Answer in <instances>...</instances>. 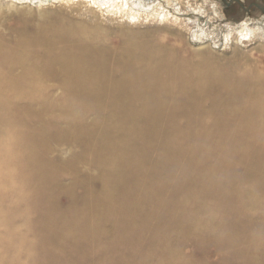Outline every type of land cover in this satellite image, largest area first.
<instances>
[{
    "label": "bare ground",
    "instance_id": "bare-ground-1",
    "mask_svg": "<svg viewBox=\"0 0 264 264\" xmlns=\"http://www.w3.org/2000/svg\"><path fill=\"white\" fill-rule=\"evenodd\" d=\"M39 1L47 2L52 0ZM54 1H63L66 4L79 1L82 4L96 8L101 13H108L120 19H127L128 23L134 25L141 18H144V20L150 19L149 15L144 13L145 11L135 10L140 7L145 9L146 5L150 4L146 0ZM122 2L123 4H121ZM169 16L171 15L161 14L158 18L161 21H166ZM64 18V23L60 27L38 33L36 36L39 39L38 42L27 40L28 38H20L18 40L11 36H8V38L0 31V135L1 137L8 136L9 139L11 137L12 140L13 138L17 139L15 144H9L7 141V145L3 144L0 139V169L5 174L4 176L0 172V175L3 176V178H0V191H4L5 187L24 189V197L21 196L20 198L18 196L20 199L18 198L15 202L22 205L27 203V207H30L27 211L24 210L25 212H23L22 210L20 212L15 210V205L18 203L13 204L14 206L11 204L14 209L1 210L2 217L5 215L12 220L21 219L25 214L36 216L39 206L43 204L46 207L45 214H47V217L44 215L41 219L48 221L52 229L47 232L38 231L36 233L34 228H29L27 230L29 234H35L38 240L59 237L66 243L77 237L78 231H81L79 229L82 228L81 220L79 221V216L82 214L74 212L71 208L59 211L56 209L57 207L55 208L52 203H48L44 198L41 200V196L39 199L35 196L38 191L44 189L43 186L46 182L49 184V181H51V184H53L56 179L58 181V178L64 177L65 173L70 172L67 168L64 169L62 164V166H57L56 168L53 165V168L51 165L48 167H51L50 169L45 168V163L41 162L43 159L39 160L42 157L40 155L42 153L39 152L38 147L31 148L30 146L29 148V143L33 140L35 143V138L39 135V132L41 136H44L49 128H55L57 123L61 121L57 122L54 119L47 118L50 124L45 122L50 127L42 125L45 127L44 130L39 128L40 131L34 138L31 137L32 133H30L29 127L35 126L44 117H49L50 115L54 118H65L64 120L78 119L79 123L84 122L85 113H63L61 111L62 107L60 109L58 107L75 105L80 108L84 107L83 103H86L88 106L96 107L98 112L100 111L99 108L103 110V112L94 115L99 125L98 127L96 125L97 129L90 130L84 124V129H78L77 126L75 129H69V132H67L68 136L65 138L66 141L53 145L54 148H59L62 144L65 146L66 144H73L72 141L75 140L76 145L77 141L81 143L90 141L96 143L98 149L91 151V148L90 151H86L89 157L84 155L85 158L83 160L79 157L81 156L78 154L79 152H75L74 155L78 154L76 156L80 158V161H76L78 163L76 164L77 168L94 167L95 164L91 159V157H94L95 162L99 165L98 169L107 170L104 177H99L100 190L98 195L86 194L82 200L89 203L90 207H93L92 209L100 210L102 217L100 220L97 219L99 223L86 218L83 228L93 234L101 225L103 227L104 223H108L114 226V232L118 235L124 233L122 227L128 229V227L132 226L146 229L147 226L155 225L159 228L162 227L166 231L172 230L174 229L172 226L161 225L164 221L156 224L152 223L150 226L145 224L147 225L146 227H144V223L151 221L152 217H154L152 222H155V217H157L155 212L157 210H165L167 202L177 200L176 202L182 203L183 201L180 202L181 200L179 201L178 199L182 197L180 194L183 193L186 195L190 194L189 198L185 199L184 202L191 205L190 207H194L196 213L198 211L218 210L220 217L216 221L224 224L225 229H228V249L240 245V236L246 234V228L251 229L250 233L252 235L256 233L263 241L264 217L258 215L245 217L241 215L239 209L223 206L225 201H239L245 191L249 189V185L260 188L261 192L257 196L255 194L252 205L247 204L244 206V203L242 207L244 206L250 210L249 212L252 210L257 212L253 205L261 208L260 210L258 209L259 211L264 209V80L260 78V75H263L262 71L234 64L228 68V66L213 64L207 59L194 55L193 58L183 60L174 54L166 42H162L158 37H155L158 35L147 37L148 35H141L134 30L132 31L133 33H130L132 29L129 33L127 32V39L140 37L145 41L143 42L144 48L129 43L127 40L115 44L116 46L112 45V42L111 44L105 42L106 45L102 46L105 48L109 47L112 50V54H124L126 57L144 60L145 63L135 64L134 62L135 65H133V61H130L131 65L123 64V62L119 63L103 56L105 53L103 54L101 49L92 45V42L90 44V41L99 37V33L101 40L107 39L112 34L111 30L109 31V29L107 30V28L96 24L91 26L93 29L92 37H90L88 33L90 29L88 27L66 17ZM241 35L246 36V33ZM75 47L81 48L76 51L74 50ZM91 57H93L95 63L98 58V63L95 67L81 63ZM201 61L206 62L205 71L208 74L196 72V69L203 64ZM94 62L91 63L90 61L88 63L94 64ZM84 69L94 71V75L89 78H83L80 74L81 70ZM228 70L233 73L230 77H228ZM210 73H215L216 77L211 76ZM45 84L49 85L45 92L36 88L38 85H40L38 87H42ZM58 88L67 92L65 98L62 97V100L57 98L56 101L53 98L54 102L49 103L47 100L51 99V94L46 99L47 93H49V90L52 92ZM72 92L79 95L72 97ZM26 104L27 106L32 104V106L22 110L21 107L23 105L26 106ZM34 105H38L41 109H38V112H34L32 110ZM86 114L89 115V113ZM29 116L32 117L30 122L27 120ZM108 117L119 125H124V128L119 130L118 133L116 131V135L110 134L113 136L111 139L103 142L100 140L99 142V135L104 136L105 134L106 136L108 131H113L109 125L110 123L107 122ZM50 120L53 121L52 124ZM64 120L62 119V122ZM214 122H217V124H214ZM69 128H71V124ZM33 129L35 130V128ZM51 131L55 133L56 129L54 132L53 130ZM5 138L3 139L2 137L3 141ZM41 138L43 139L44 137ZM63 138L61 141L64 140ZM47 139L51 142L50 138ZM204 140L210 142L208 143L210 151L199 154L208 145ZM44 141L46 143V139ZM223 142L228 144V151H220L212 147V144L215 147L217 145L221 147L220 144ZM38 144L37 146H40V141H38ZM147 144L153 146L154 149H147ZM42 145L41 147H45ZM47 148L45 147L44 151ZM47 152L49 153L50 150H47ZM51 154L49 155L51 156ZM72 155L70 160L73 157ZM44 161L47 160L44 159ZM74 162V159L70 161L73 165L76 163ZM47 163L49 162L47 161ZM50 164L53 163L50 162ZM73 165L71 167V164H69L70 168L74 169L75 166ZM65 166L67 167V164ZM197 167L201 169H196ZM72 173L70 172V174ZM77 176L75 175L73 178L76 179ZM68 177V175L65 176V178ZM95 177L98 178V176ZM65 178L64 180H66ZM73 178L70 182L75 183V187L76 182L78 183L79 181ZM84 178L87 177L84 176ZM89 178H92V176ZM77 179L79 178L77 177ZM211 180H214L215 183L206 184ZM174 183L183 184L186 189L182 190L179 188L172 191L171 188L175 186ZM55 186L53 185L52 187ZM86 186L85 188H87ZM72 188L68 189L71 194L74 192ZM46 191V193L50 192L49 189H46ZM68 192L67 194H70ZM87 192L85 191V193ZM156 194H159L161 198L158 204H154V198H157V196L152 200V197ZM3 195L5 194L3 193ZM10 195L12 197V194ZM6 199L7 196L4 200ZM1 200L3 199L1 198ZM11 200V203H14L13 199ZM82 201L81 203L83 204ZM85 205L87 204L85 203ZM8 207L11 206L9 205ZM20 207L22 206L20 205ZM23 209L25 208L23 207ZM172 210H174V213L177 212L179 216L181 215V210ZM87 211L89 213V210ZM93 211H91L92 215L94 214ZM85 214L87 213L85 212ZM180 217L182 219L180 218L178 222L181 225L183 224V227L180 228L181 230H190V227L195 228L202 222L198 223L194 220L195 218L193 220L192 218L189 219L187 215L186 219L182 216ZM145 218H148V221H144ZM227 219L228 223L225 222ZM170 223L173 224V222ZM208 223H213V220L207 221L203 225ZM185 224H188V228ZM198 231L200 237V230ZM16 232L11 226L8 233L3 235L5 238L0 240V245L4 249H15L16 252L20 249L22 245L20 242L22 241L19 242L20 239L15 238ZM202 239L205 241L204 238ZM257 243L258 241H253L255 246H257ZM135 246L137 247L138 245L135 244ZM244 248L242 247V249ZM42 251L44 252L40 248V252ZM16 252H14L16 256L14 260L17 261L18 255ZM24 254L26 255V253Z\"/></svg>",
    "mask_w": 264,
    "mask_h": 264
},
{
    "label": "rangeland",
    "instance_id": "rangeland-1",
    "mask_svg": "<svg viewBox=\"0 0 264 264\" xmlns=\"http://www.w3.org/2000/svg\"><path fill=\"white\" fill-rule=\"evenodd\" d=\"M146 1H149L150 4L148 3L145 9H141L140 7V8H136L135 10L137 11L140 10L141 12L145 11L144 13L149 15L150 19L144 20V18H141L138 21V23L134 25L128 23L127 19H123V18L120 19L119 17L109 15L108 13L107 14L101 13V11H97L96 8L94 7L92 8V6L90 7L88 5L82 4L79 1L74 2L72 4L71 3L66 4L63 1H54V0L47 2L44 1L42 2L39 0H35V1L0 0V31L3 34H5L7 37L11 36L16 40L20 38H25V39L28 38L27 40H33L35 42H38L39 39H37L36 37L38 33L43 31L46 32L51 28L60 27L64 23V19H65L64 17L71 19L72 21L80 25L88 27L90 29V31H88L90 37H92L91 35L93 29L91 28V26L98 24L102 27L107 28V30L109 29V31L111 30L110 32H112V34L109 35L105 40H101L99 33V37L97 39H93L92 41H90V44L93 43L92 45L97 46L99 49H101L103 51V54L105 53V55L103 56L109 57L113 61L116 60L119 63L123 62V64H128V65L132 64L130 63V61H133V65L140 63L144 64L145 63L144 60L141 59L137 60L134 58L137 61L136 62L132 57L129 56L126 57L124 54L121 55L117 53L112 54V50L109 49V47L105 48L102 46V45L104 46L106 45L105 42H109L110 44L112 42V45H115L127 40L129 41V43H133L135 45H139L140 47H143V42L145 41L142 40L140 37L127 39L126 34L127 32L129 33L130 30L132 29L130 33H133L132 31L134 30L139 32L141 35H145V34L148 35L147 37L152 35L153 36L158 35L155 37H158L159 40L162 42H166L169 45V47L173 50L174 54L183 60L190 59L196 56L202 59H207L213 64L228 66V68H230V66L233 64L236 66L238 65L246 66L251 69L256 68L259 71L260 70L262 71L263 75H260V78L264 80V11H261L259 8L253 6L254 4L264 6V0H236V1L234 0H146ZM121 4H123V2ZM161 14L171 15V16H169L168 20L161 21L158 18L159 15ZM243 33H246V36L241 35ZM80 48L81 47H75L74 50L78 51ZM120 57H121V61H120ZM128 58H129V62H128ZM94 59L96 60V58ZM90 61L91 63L94 62L93 57H91L88 60H84V62L81 63L90 66L93 65L95 67V65L98 63V58L96 60V63L94 62V64L88 63ZM201 63L203 64L196 69V72L200 74L202 73L208 74V72L205 71L206 62L201 61ZM231 74L233 75V73L228 70V77H230ZM80 75L83 78H89L94 75V71L84 69L81 70ZM210 75L216 77L215 73H210ZM38 86H36L37 89H40L42 92H45L47 91L48 89L47 86L49 85L45 84L43 86L41 85L42 87H38ZM63 92L65 91H63L60 88L52 92H50L49 90L46 99H48L49 95L51 94L50 98L52 100L53 98H55V101L57 98L58 100H62L63 99L62 97L65 98L67 93V92L65 93ZM72 93H73L72 97H74V95H79L75 92ZM51 99L47 101L49 103L54 102V100L52 101ZM83 105L84 107H80L81 109L79 107L77 108L75 105H67V106L64 105V106H59L58 108L60 109V107H62L61 111L63 113H68V114H71V112L77 114L85 113L84 122L79 123L78 119L64 120L65 118H61V119L54 118L51 115L49 117H44L42 121L41 120L39 121L40 123L41 122L44 123L46 121L50 124L49 119L52 120L54 119V121L57 122L61 121L57 123L59 127L56 125L55 128L53 129L49 128L48 132H46L47 134H45L47 135L46 137L45 135L44 136L40 135L39 128L44 130L45 127H50L48 123L45 122L44 124L43 123L40 124L38 122L39 124L37 123L35 125L36 127L32 126L33 128H35V130L32 127H29V131L30 133H32L31 137L34 138L36 135H38L37 133L39 132V135L35 138V143L33 142L34 141L33 139H32L33 141L32 140L31 141L34 144L32 142L29 143V148L30 146L31 148L38 147L39 152L42 153L40 154L42 155V157L39 156L40 157L39 160L43 159L41 162H43V164L45 163L44 164L45 168L50 169L51 167L48 168L50 165L55 166L54 168L63 165V168L64 169L67 168L68 171H70L71 173L74 171V173L72 174H70V172L65 173L64 177L61 176L60 178H58V181L56 179L55 182L57 181V183L54 182L53 184H51V181H49L48 184V182H46L43 186L44 189L38 191L37 192L38 194L36 193L37 195L35 196L38 199L41 196L42 197L40 198L41 200H43L44 198V200H47L48 203H52L55 208L57 207L56 209L59 211H64L71 208L74 212L82 214L81 216H79V221L81 220L80 223L82 225V228H80L79 230L81 231H78L76 235L77 237L75 236L76 238L72 239L73 241L71 240L67 243L62 238L59 237L38 240L37 237H35V234L33 233L29 234V232L27 231L29 230V228L30 229L34 228L36 233L38 231L47 232L52 229L48 221L41 219L43 218L44 215H46L45 217H47V214H45L46 207L43 204L39 206V211L37 212L36 215L37 217L32 216V214L30 215L25 214L24 217L26 215L27 217L25 218L21 217V219L19 218L20 220L18 218L12 219L13 220L12 221L9 217L5 215L4 217H2L3 214L1 215L0 213L1 216L0 228H2L0 229V240H3L5 238V236L3 237V235H6L9 231V228L12 226L14 230L17 231L16 232L17 235L15 238H18V240L20 239L19 242L22 241L20 242L22 244L21 245L22 248L20 247V249L17 250V252L15 251V249H4V247L0 245V264H138V263L139 264H264V240L261 241L260 236H257L256 233H254V231H253L254 235H252L250 233L252 230L246 228L245 229L246 234L244 236H240V245L228 249V229H225L224 224L218 223L219 221H216L219 220L220 217L218 210L213 209L211 211H206V212L198 211L196 213L194 207H190L191 205L184 202L185 199L187 200L189 198L188 196L190 194L188 195L183 193L180 194L182 197H180L178 200L179 201L181 200L180 202L183 201L182 203L185 206L182 203L176 202L177 200L169 201L166 203L167 208L165 210H157L155 212L156 214L155 216H157L155 217L154 220L155 222H152L154 218L152 217L151 221L149 220L148 223L147 222L144 223V225L147 224L150 226V224L152 223L156 224L159 222L161 223V221H164L166 223L163 222L161 223V225L164 224L165 226H172L174 228L172 230L166 231L163 230L162 227L159 228L156 227L155 225H151L150 227L145 225L144 227L147 226L146 229L145 228L139 229V227H135V226L128 227V229H126L121 226L122 229L124 230L123 231L124 233L118 235L117 233L114 232V228H113L114 226L108 223H104L103 227L101 225L98 228V230L93 234L87 231V229L83 228L85 225L86 218L88 220L92 219L95 222L99 223L98 220H100L102 217V212H100V210L92 209L93 207L92 206L90 207L89 203H87L86 201L83 202L82 200L84 198V195L86 194L98 195L100 190L99 177H104L106 175L107 170H99L98 169L99 165L97 162H95L94 157H91L92 161L95 164L94 167L85 168V169L78 167L80 168L79 170L82 169L81 171H79L77 168L76 164H78L77 162L80 161V158L83 160L85 156L89 157L86 151H90L91 148H92L91 151H95L98 149L96 143L90 141V142H83L84 143L83 144L77 141V145H76L75 143L76 140H75L72 141L73 144L72 143L66 144V146L62 144L61 146H59V148L53 147V145L58 142L63 143V141H66L65 138L68 136L67 132H69V129L70 130L75 129L77 128V126L78 129L81 128L84 129L83 127L85 126H88L90 130L97 129L99 125L95 120L94 115L103 112V110L99 108L100 111L98 112V109L96 107L88 106L86 105V103H83ZM30 106H32V104ZM30 106H27L26 104V106L23 105L21 109L22 110L28 109L30 108ZM134 108L136 109L135 106ZM38 109L39 110L41 109V107H39L38 105H34V109L32 107V110L34 112L35 111L38 112L39 111ZM86 113H89V115H87ZM31 119H32L31 116L27 117V120L29 122L31 121ZM62 119L65 122L64 121L62 122ZM52 120H50L51 124L53 122ZM91 121L92 123H90ZM107 122L110 123L109 125L113 131H108V134H106V136L105 134L104 136L99 135V142L100 140L101 142H103L104 140L111 139L113 136H111L110 134L116 135L119 132V130L124 128L123 127L124 125L122 126L119 125L110 117L107 118ZM78 123L79 125H77ZM70 124H71V128H69ZM214 124H217V122H214ZM42 125L45 127H43ZM114 128L116 129L114 130ZM55 129L56 132H58L57 133L58 135L55 134L56 132L52 133L51 130H53L54 132ZM57 129H59L60 131ZM51 134L52 135L55 134L53 135L54 138ZM2 137L4 139L5 137L8 136L5 137L2 136ZM2 137L0 135V139L2 140V143L5 145H7V143L15 144L17 142V139L13 138L12 140L11 137L10 139L9 137L5 138L4 140L5 142H4ZM41 137H44L46 139V143H44L45 139L44 138L42 139ZM47 138H50L51 142ZM62 138L64 140L61 141ZM36 139H40V140H36ZM11 141L12 143H10ZM38 141H40V146H37L39 145ZM204 142L207 144L210 143L207 142L206 140H204ZM41 144H43L42 146H45L46 148L48 147L47 150H50V152L48 153L46 149L44 151L45 147H41ZM67 145L69 147L71 146V148H69ZM208 146L209 144L207 145L206 148L202 149L199 152V154H204L206 152H209L210 149L208 148ZM217 146L219 147V145ZM217 146L215 147L212 144V147L214 149L216 148L220 151H228V144H226L225 142L220 144L221 147L218 148ZM78 148L80 151L77 150ZM148 148H150L149 150L154 149L153 146H151L150 144H147V149ZM75 152L76 153L79 152L78 154L81 155L79 156L80 158L77 157L78 154H76L77 156L74 155ZM50 153H52L51 156L49 155ZM71 155L73 156L71 160L74 159L75 162L77 161L76 163L74 162L75 163L74 165L73 163H70ZM44 159L47 160L49 163H47V161H44ZM64 159L65 160L67 159L68 161L66 160L65 162ZM50 162H52L53 164H50ZM66 164L67 167L65 166ZM69 164H71V167L73 165L76 168L75 167L74 169L70 168ZM109 168L111 167L109 166ZM196 169L200 170L201 168L197 167ZM1 171L2 170L0 169V172ZM80 173L82 174L80 175ZM2 175L5 176L4 173H2ZM67 175L69 177L65 178V176ZM75 175L76 176L78 175L77 177L81 180L77 179V177L76 179L73 178L75 177ZM89 175L92 176L94 180L92 178H89L90 177ZM84 176L87 178H84ZM95 176H98V178ZM0 178H3V176L0 175ZM64 178L67 181L64 180ZM72 178L78 180L79 182L81 181L82 185L81 183L78 182L79 183L78 184L76 182V185L78 186L76 187L75 185L74 187L75 183L73 184L72 182H70L72 181ZM60 179L61 181H59ZM85 181H87L86 182V185L88 184L87 186L85 185ZM214 183L215 181L211 180L206 184H214ZM53 185L58 186L57 189L56 186L52 187ZM174 185L175 186L171 188L172 191L179 188H181L182 190L186 189L183 184L174 183ZM85 186L88 188V190L87 188H85ZM17 188L5 187L4 191L3 190L0 191L1 193L0 197L3 200L7 196V199L4 201L1 200L0 198L1 200L0 202L3 201L0 204V208H3L0 209V212H2L1 210H6L8 208L14 209L13 204L18 203L15 202V200H17L19 197L21 198V196L24 197L25 190L22 188H18V189ZM69 188H72L74 190L73 192L74 196L73 194L68 192ZM248 188L249 189L245 191V194L242 196V198L239 201L236 200L225 201L223 202V206L227 208H237L240 210L241 215L245 217L257 216V215L260 217H264V212H263L264 209H262L263 211L261 210L262 211L261 212L259 211L261 208H258L257 206L253 205V207L257 212H253V210L249 212L250 210L244 207L247 204L252 205L254 202L253 197L255 196V194L257 196V194L261 192L260 188L258 189V187L256 186L248 185ZM46 189H49L50 192L46 193L47 192ZM7 190L9 191V194ZM85 191L88 192L85 193ZM67 192L70 194H67ZM3 193L5 195H3ZM10 194H12V197ZM71 195L73 196V198ZM69 196H71V198H69ZM156 196L159 199V201L157 198H154ZM8 198L10 199V201L7 202V200H9ZM11 199H13L14 203H11L12 202ZM152 200H154V204H158L161 201V198L159 194H156L152 197ZM81 201L83 202V204L81 203ZM85 203L87 205H85ZM244 203L245 205L243 206L244 207L243 208L242 205ZM2 204L3 206H1ZM26 204L23 205L21 203L16 204L18 207L15 205V210L20 212H22V210L23 212H25L24 210L27 211L28 209H30V207L28 206L29 207L28 208ZM9 205L11 207H8ZM20 205L22 207H20ZM23 207L25 209H23ZM172 209H176V211L181 210L180 216H182L184 219H186L185 217L187 215L189 219L192 218L193 220L195 218L194 220H196L198 223L202 221L200 223V225L201 224L202 225L201 226L199 225L195 228L190 227L189 228L190 230H187L189 233L186 231V229H182L183 230L182 231L180 228L183 227V224L181 225L180 222H178V220H180L181 217L178 215L177 212L174 213L173 212L174 210ZM87 210H89V213ZM91 211H93L94 213L93 215ZM85 212L87 214H85ZM147 219L148 218H145L144 221ZM211 219L213 220V223L211 224L208 223L203 225V223L207 221H212ZM170 222H173L174 225L171 224ZM225 222L228 223V219L227 221L225 220ZM152 226L155 227L153 228ZM185 226L188 228V224L187 225L185 224ZM66 230L69 231L68 229ZM198 230H200V234H201L200 237ZM202 238H204L205 241ZM137 241L138 242L141 241V242L138 243ZM253 241H258L257 246L253 245ZM135 244L138 245L137 246L138 249H136L137 247L135 246ZM242 247L245 248L242 249ZM40 248H42L44 252L43 251L40 252ZM14 252H16V254L18 255L17 261L14 260L15 259L14 257H16L14 255ZM24 253H26V255Z\"/></svg>",
    "mask_w": 264,
    "mask_h": 264
},
{
    "label": "water",
    "instance_id": "water-1",
    "mask_svg": "<svg viewBox=\"0 0 264 264\" xmlns=\"http://www.w3.org/2000/svg\"><path fill=\"white\" fill-rule=\"evenodd\" d=\"M234 1H236V0H234ZM233 2V1H232ZM254 7H257V8H259L261 11H264V6H261V5H253Z\"/></svg>",
    "mask_w": 264,
    "mask_h": 264
},
{
    "label": "flooded vegetation",
    "instance_id": "flooded-vegetation-1",
    "mask_svg": "<svg viewBox=\"0 0 264 264\" xmlns=\"http://www.w3.org/2000/svg\"><path fill=\"white\" fill-rule=\"evenodd\" d=\"M226 11V10H225Z\"/></svg>",
    "mask_w": 264,
    "mask_h": 264
}]
</instances>
